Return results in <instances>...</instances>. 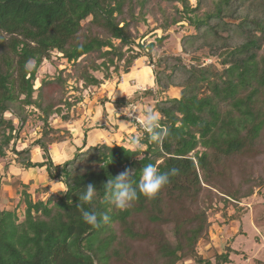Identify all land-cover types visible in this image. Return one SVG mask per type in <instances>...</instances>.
<instances>
[{"label":"trees","instance_id":"obj_1","mask_svg":"<svg viewBox=\"0 0 264 264\" xmlns=\"http://www.w3.org/2000/svg\"><path fill=\"white\" fill-rule=\"evenodd\" d=\"M147 16L155 27L140 34ZM172 28L190 29L177 42L178 52L164 50ZM52 52L71 64V73L60 71L35 88L37 71ZM30 58L35 64L26 71ZM140 61L150 86L113 105L142 103L143 112L151 107L169 136L161 144L149 142L134 123L145 144L134 151L116 143L87 145L85 135L73 157L55 165L49 147L70 143V125L80 118L82 99L66 97L67 82L96 93ZM29 107L41 130L29 146L12 149L32 114ZM54 117L55 127L49 122ZM33 148L47 160L33 162ZM0 162L4 174L15 166L38 169L35 176L46 179L31 194L32 183L0 173V204L4 185L10 186L7 200L17 202L0 209V264L201 263L198 245L209 237L213 214L225 217L232 208L226 221L222 216L226 224L252 211L254 227L262 229L264 0H0ZM148 164L179 172L154 197L138 194L124 210L105 201L108 179L131 169L138 181ZM51 182L64 189L54 190ZM88 184L98 192L81 206L110 217L98 227L85 223L78 210ZM251 200L259 203L239 207ZM217 258L231 262L228 253Z\"/></svg>","mask_w":264,"mask_h":264},{"label":"rangeland","instance_id":"obj_2","mask_svg":"<svg viewBox=\"0 0 264 264\" xmlns=\"http://www.w3.org/2000/svg\"><path fill=\"white\" fill-rule=\"evenodd\" d=\"M190 3L193 4V2ZM154 27L155 21L152 19L151 16H147L146 24L140 27V34L145 33L147 30H152L154 29ZM189 30H175V28H172L169 32V40L164 46V50L166 52H178L179 48L177 42L181 38V35H184ZM60 71H65V73H71V64L67 63L64 59L59 58V55L56 52H52L50 53L49 59H45L42 61V64L37 71L38 85H35V88L38 87L42 81L55 79L59 75ZM96 76L99 75L96 74ZM144 79L146 81L149 78L143 77V80ZM89 89H83L81 84H75L74 81L70 80L67 82L66 97H70V101H76L79 99L83 100V98L87 99L88 97L91 98L92 93ZM171 95L174 96L176 95V93H171ZM34 96H36V93L34 94ZM78 108H81V106L77 105L76 109ZM142 109L144 108L141 107L140 110L139 108L137 109V116H142ZM25 111L27 113L31 112L32 114H30V116L28 117L27 122L23 126V128L20 129L18 139L14 142H11L12 149L21 150L23 147L29 146L32 142L35 141L38 133L41 130V123L38 120L37 112H35L32 107L25 108ZM4 117L7 120L12 119L15 127H19L18 120L12 118L10 114H6ZM137 121L139 123V120ZM49 122L54 127L60 125L56 117L49 120ZM123 133L129 134V132L126 131ZM119 134V136H116V142L120 144L123 143L130 148L129 138H127L128 136H126V139H123V134ZM2 167L3 164L0 162V173L2 175H5L8 179V173L4 174ZM34 179L35 180H33V182H37V177ZM24 182L28 183V180L25 179ZM30 188L31 190L29 192L31 194L34 193V188ZM9 191L10 188L7 185L3 192V200L0 204V209H2L3 206L6 208L16 207L17 202L13 203L7 200ZM256 203L259 202H257L256 200H251V202H249L248 204L240 203L239 207H246L249 210ZM221 206L222 205L220 204L219 207ZM17 210L18 219L19 221H22L24 217V205L20 204ZM226 212L227 215L225 217L221 213L213 214V216L210 217L211 226L209 230V237L199 242L198 251L201 254L202 259L205 261L201 263H195L192 260H187L185 262H182V264H206L209 261L210 263H214V261L218 260V256L225 253H228L229 260L231 261V263L229 264H264V226H261L262 229L254 227L252 223V211H249V214L247 215L241 216L239 220L223 224V218H225L226 221V219H228L229 217L228 215L233 214V209L229 208ZM219 222L221 224H219Z\"/></svg>","mask_w":264,"mask_h":264},{"label":"crops","instance_id":"obj_3","mask_svg":"<svg viewBox=\"0 0 264 264\" xmlns=\"http://www.w3.org/2000/svg\"><path fill=\"white\" fill-rule=\"evenodd\" d=\"M148 72L149 70L144 65V62L140 61L133 67L130 73L122 75L119 80L114 79L112 81L105 82L101 90L96 93L91 92V98H83V100L81 101L83 103L78 104L79 106H81V108H78L80 118L76 121H73L69 128L72 137L71 142L75 147H72L71 142L69 143L68 141L64 144H54L50 146L49 157L51 161L55 165H58L71 159L75 153L76 148L82 146L85 135L87 145L95 143H116L127 147L123 143H117L116 136H119V133H121L123 134V139H126V136H128L127 138L130 139L132 135H137V127L134 123H132L126 130L121 128L118 121H124L127 120V118H125V116L122 114L120 116L115 114V109L118 113H120L124 108H115L113 105V101L115 99L121 98L130 99L137 92L146 90L151 84L150 76H147L149 74ZM143 77H148L149 79L145 81V79L143 80ZM105 99H107V101ZM103 100H105V102H103ZM141 104L142 103H136L133 105H135L137 109L139 108L140 110L141 107H144L143 104ZM141 113L143 115V109L141 110ZM136 114L138 115V111ZM115 125H117L118 127L117 130H114ZM125 131L129 132V134H124L123 132ZM31 159L33 162L38 163H42L47 160L45 154L38 148L32 149ZM9 170L8 180L10 179V175H16L17 179L21 180L22 183H32L30 187H33V190H36L41 183H43L44 185L46 184V179H44L43 175H41L40 177L35 176L39 172L38 169L26 171L20 167L10 166ZM36 177L37 182H33V180H35L34 178ZM25 179L28 180V183L24 182ZM50 185L54 190L64 189L61 183L51 182ZM6 186L7 185H4V189ZM8 187L10 188V186Z\"/></svg>","mask_w":264,"mask_h":264},{"label":"clouds","instance_id":"obj_4","mask_svg":"<svg viewBox=\"0 0 264 264\" xmlns=\"http://www.w3.org/2000/svg\"><path fill=\"white\" fill-rule=\"evenodd\" d=\"M34 64L35 61L30 58L25 63V70H31ZM127 108L128 106L122 109L120 113L115 109V114L119 116L121 114L124 115ZM126 117L129 119L118 121L121 128L126 130L132 123L139 120V124L143 132L147 134L149 142L161 144L170 134L169 129L160 124L161 117L159 112L153 110L151 107L146 108L142 116H137L135 112H128ZM129 145L134 151H139L145 148V144L139 136L131 137L129 139ZM178 172L179 170L176 168L161 172L157 166L148 164L141 169L139 180L135 181L133 180L135 170L126 169L115 178L108 179L106 184H104V199L107 203L115 206L117 209L124 210L137 200L138 194L143 195L146 198L154 197L170 182L171 177L178 175ZM97 192L95 185L88 184L78 196V210L81 213V217L85 223L92 227H98L100 220L107 223L110 219L107 214L98 215L95 211H88L81 206V202L84 204L91 202L97 195Z\"/></svg>","mask_w":264,"mask_h":264},{"label":"built area","instance_id":"obj_5","mask_svg":"<svg viewBox=\"0 0 264 264\" xmlns=\"http://www.w3.org/2000/svg\"><path fill=\"white\" fill-rule=\"evenodd\" d=\"M128 112H135V113H137V107L135 105H133V104H131V105L128 106V109H126V111L124 113L125 118H127V119H129L128 117H126L127 114H128ZM135 122L138 123L137 120Z\"/></svg>","mask_w":264,"mask_h":264},{"label":"flooded vegetation","instance_id":"obj_6","mask_svg":"<svg viewBox=\"0 0 264 264\" xmlns=\"http://www.w3.org/2000/svg\"><path fill=\"white\" fill-rule=\"evenodd\" d=\"M231 250V249H230ZM208 264H229V263H223V260L221 259V260H216V261H214V263H210V261L209 262H207ZM206 263V264H207ZM231 263V262H230Z\"/></svg>","mask_w":264,"mask_h":264}]
</instances>
